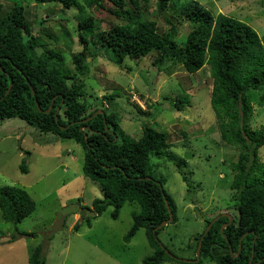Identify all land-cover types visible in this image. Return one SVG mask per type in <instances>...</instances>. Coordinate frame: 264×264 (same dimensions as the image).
<instances>
[{
    "label": "trees",
    "instance_id": "trees-1",
    "mask_svg": "<svg viewBox=\"0 0 264 264\" xmlns=\"http://www.w3.org/2000/svg\"><path fill=\"white\" fill-rule=\"evenodd\" d=\"M25 1L39 6L61 3L66 9L78 8L76 29L83 50L73 57V73L61 65V54L45 48L35 35L37 30L29 20ZM107 1L113 5V14L127 19V23L103 30L94 16L85 11L86 5L102 6V0H12L9 12L0 16V68L4 70L0 69V120L19 118L40 133L72 140L83 147V174L104 191L103 198L93 201L92 216L84 218L87 226L91 227L92 221L108 207H113L111 216L117 220L126 203L136 204L140 212L133 214V226L124 240L128 244L137 231L145 230L154 252L144 264H192L171 257L170 253L176 255L168 247L162 248L158 236L165 227L154 233L170 218V209L174 222L177 221V208L165 189V180L154 176L152 157L173 162L190 187L185 173L187 161L172 152L166 132L146 126L137 139L123 131L121 117L114 111L108 113L116 107V93L102 97L100 101L106 107L101 105L90 111L82 81L89 71L88 58L95 57L91 47L112 54L118 66H124L127 58L138 61L155 52L159 54L156 67L171 60L193 74L209 64L213 78L211 106L221 142L241 151L238 162L231 164V189L235 192L238 216L223 231L222 227L230 221L228 217L222 216L213 224L202 242L201 259L195 264L206 260L214 264H264V164L259 157L264 147V125L258 130L250 125L255 106L264 107V43L260 35L246 22L223 13L215 16L199 1L192 0L179 7L182 16L193 25L186 41L179 45L175 41L176 25H172L171 33L161 34L155 21L144 19L141 11H130L127 0ZM172 1L157 0L158 11H169ZM42 22L44 18L39 24ZM69 36L67 32L66 37ZM185 103L179 99L172 106L181 110ZM50 108L51 112L46 113ZM100 109L103 114L82 122ZM21 170L29 172L26 161ZM0 209L5 221L18 225L36 211L37 203L26 189L3 186ZM81 227L77 223L74 230L78 232ZM204 233L205 230L196 236L194 254ZM19 234L36 237L35 233ZM192 258L197 259V255ZM29 264H46L41 245L31 253Z\"/></svg>",
    "mask_w": 264,
    "mask_h": 264
},
{
    "label": "rangeland",
    "instance_id": "rangeland-1",
    "mask_svg": "<svg viewBox=\"0 0 264 264\" xmlns=\"http://www.w3.org/2000/svg\"><path fill=\"white\" fill-rule=\"evenodd\" d=\"M188 1L192 0H173L169 11L160 13L157 0H127L128 9L141 11L144 19L155 21L161 34L169 33L176 25L175 41L179 45L186 41L193 27L179 10ZM196 1L215 16L223 13L246 22L264 43V0ZM0 5L1 16L9 12L13 2L0 0ZM23 5L37 30L35 35L45 48L57 50L63 59L61 65L73 73V57L83 50L76 29L78 8L66 9L61 3L39 6L30 1ZM112 9L107 0H102V6H85L103 30L127 23ZM43 18L44 22L39 24ZM91 48L95 57L88 58L89 71L82 81L90 111L101 105L106 107L100 101L102 97L116 93V107L108 113L114 111L121 117L123 131L137 139L146 126L166 132L172 152L188 163L185 173L190 187L173 162L152 157L154 176L165 180V189L177 208V221L165 226L159 240L178 258L195 260L192 257L197 255L193 252L196 236L207 229V222L217 214L238 216L235 192L231 189V164L238 162L241 151L221 142L211 106L210 66L206 64L193 74L171 60L156 67V52L138 61L127 58L124 66H118L112 54ZM179 99L186 101L183 110L172 106ZM250 125L253 130L264 125V107L255 106ZM259 155L264 164V147ZM84 160L85 150L72 140L40 133L19 118L0 120V188H24L37 203L36 211L18 225L5 221L0 209V264H29L31 253L39 245L43 247L46 264H144L153 254L144 229L137 231L130 243L124 240L133 226V214L140 212L136 204L126 203L117 220L111 216L113 207H108L92 221L91 227L87 226L84 218L92 216L93 201L103 198L104 191L83 174ZM24 161L29 169L27 174L21 170ZM77 223L82 225L78 232L74 230ZM19 233H35L36 237ZM203 264L214 263L206 260Z\"/></svg>",
    "mask_w": 264,
    "mask_h": 264
},
{
    "label": "water",
    "instance_id": "water-1",
    "mask_svg": "<svg viewBox=\"0 0 264 264\" xmlns=\"http://www.w3.org/2000/svg\"><path fill=\"white\" fill-rule=\"evenodd\" d=\"M0 69H1V68H0ZM1 71L4 72L3 69H1ZM33 94H35V93L33 92ZM37 107H38L39 111H42L38 102H37ZM51 110H52V108H50L48 111H46V113H50ZM103 112H104V111L100 109V110H99L97 113H95L92 117H89V118L83 120L82 122L86 123V122L92 120V119H93L94 117H96L98 114H103ZM84 129H85V128L83 127L81 130L83 131ZM149 179H150V178H149ZM167 207L170 209L169 204H167ZM222 216L228 217V218L230 219L229 223H227L226 225H224V226L222 227V229H221L222 231H223L228 225L232 224V222H233V218H232L230 215H228V214H221V215H218L217 217H215V218L210 222L209 226H208L207 229L205 230V233L203 234V236H202L201 239H200V242H199V245H198V249H197V259H195V260H193V259H191V260H190V259H180V258L174 256V255L171 254V253H170V256L173 257V258H175V259H178V260H180V261H182V262H184V263H192V264L198 263V262L200 261V259H201V249H202V242H203V240H204V237H205V236L207 235V233L210 231V229H211V227L213 226V224H214V223H215L220 217H222ZM173 221H174V215H173V213H171V209H170V218H169L168 220L164 221L160 226L156 227L155 230H154V233H156L159 229L165 227L166 225H168L169 223H171V222H173ZM156 239L158 240V237H156ZM160 245L162 246L163 249H165V246L162 245L161 242H160ZM166 252L169 253L168 250H166Z\"/></svg>",
    "mask_w": 264,
    "mask_h": 264
}]
</instances>
